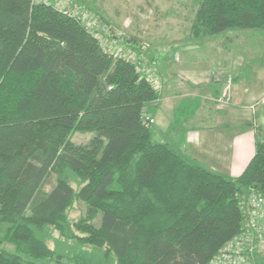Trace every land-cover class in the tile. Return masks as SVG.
I'll use <instances>...</instances> for the list:
<instances>
[{"label":"trees","instance_id":"obj_1","mask_svg":"<svg viewBox=\"0 0 264 264\" xmlns=\"http://www.w3.org/2000/svg\"><path fill=\"white\" fill-rule=\"evenodd\" d=\"M231 29L264 32V0H201L195 36ZM158 99L138 64L105 52L77 18L0 0V264H207L240 231V197L264 193V135L226 176L154 139L145 110ZM72 128L90 142L66 141ZM60 163L84 176L78 192L42 189ZM75 198L100 215L83 237L68 223Z\"/></svg>","mask_w":264,"mask_h":264},{"label":"rangeland","instance_id":"obj_2","mask_svg":"<svg viewBox=\"0 0 264 264\" xmlns=\"http://www.w3.org/2000/svg\"><path fill=\"white\" fill-rule=\"evenodd\" d=\"M87 2L94 12L101 13L103 19L111 25L122 28L132 40L140 37L135 45L139 44L141 46L139 49L148 54L150 62L154 64L156 71H159L161 83L164 81L163 86L166 87L168 78H171L167 84V90L170 92L185 91L182 82L174 76L179 74V68L214 71L219 83H215L212 93L217 89L220 97L205 101L206 85L196 86L197 91L192 90L190 97L179 98L180 114L193 115L200 104L199 110L204 106L211 111L213 103L216 105L221 103L218 102L221 97L222 101L240 97L254 99L259 90L264 89V76L260 70L264 64V32L231 29L215 36L206 34L195 36L192 25L201 0H87ZM252 60L256 63H252ZM191 86L189 84L188 89H191ZM159 93L162 94V89ZM198 93L199 98L195 97ZM154 108L152 105L149 107L150 110H145L146 118L153 122ZM92 136L93 133L90 131L72 128L66 134V141L85 146ZM61 181L70 184L77 192L86 184L83 175L66 163H60L58 167L52 169V175L42 189L50 191L53 184ZM67 218L71 232L79 237L85 236L84 229L79 226L83 227L86 223H93L95 226L100 224V215L97 214L91 219L92 213L88 204L78 198H75L67 209ZM7 226L3 225V232ZM53 236L58 238L60 233L55 231ZM48 245L54 248L52 241H49ZM2 247L10 252L15 251L11 244L5 243ZM50 264L75 263L62 260L60 263Z\"/></svg>","mask_w":264,"mask_h":264},{"label":"crops","instance_id":"obj_3","mask_svg":"<svg viewBox=\"0 0 264 264\" xmlns=\"http://www.w3.org/2000/svg\"><path fill=\"white\" fill-rule=\"evenodd\" d=\"M172 26L174 29L175 24ZM252 63L256 62L252 60ZM260 70L264 76V64ZM174 76L182 82L185 91L172 93L167 90L171 78L166 87L164 81L161 83L159 92L162 89V94L159 93L153 105L154 122L150 120L154 139L169 143L182 155L212 171L232 178L240 175L255 155L257 138L264 135V89L259 90L254 99L240 97L221 105L213 103L211 111L204 106L199 110L200 104L195 114L187 116L179 112L180 99L190 97L200 85L207 87L204 88L207 89L205 101L220 97L217 89L212 93L219 79L211 69L179 68V74ZM189 84L191 89H188ZM198 96L199 93L195 95Z\"/></svg>","mask_w":264,"mask_h":264},{"label":"built area","instance_id":"obj_4","mask_svg":"<svg viewBox=\"0 0 264 264\" xmlns=\"http://www.w3.org/2000/svg\"><path fill=\"white\" fill-rule=\"evenodd\" d=\"M32 3L52 6L80 20L105 52L136 62L142 76L159 91L161 81L154 64L139 52L126 31L103 20L87 0H32ZM218 102L221 105L226 101L221 97ZM239 204L243 215L240 231L227 240L207 264H264V193L249 191L240 197Z\"/></svg>","mask_w":264,"mask_h":264}]
</instances>
